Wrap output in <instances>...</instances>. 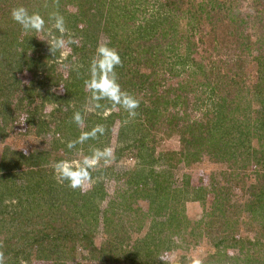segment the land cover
Returning <instances> with one entry per match:
<instances>
[{
  "label": "rangeland",
  "instance_id": "obj_1",
  "mask_svg": "<svg viewBox=\"0 0 264 264\" xmlns=\"http://www.w3.org/2000/svg\"><path fill=\"white\" fill-rule=\"evenodd\" d=\"M94 1L106 5L104 13L120 6L114 9L124 17L116 13L113 26H106L110 32L90 30L88 35L81 32L84 23L68 20L87 0H0V36L4 31L8 37L0 58L12 50L14 34L28 40L27 49L16 47L24 53L22 61L12 59V81L19 80V88L15 83L8 98L0 97V103L5 98L9 104H0L5 131L0 157L7 148L21 155V165L9 168L0 184V219H6L0 239L9 228V234L17 233L3 240L6 254L0 251V260L264 264V200L263 209L255 213L247 207L264 198V148L258 128L264 119L258 86L264 72V0ZM17 6L43 16L48 31H22L11 18ZM50 13L62 15L65 26V46L54 56L45 40L60 33L48 22ZM112 35L120 50L139 55L136 61L127 56V63L115 68L121 90L143 104L134 117L110 101L93 102L85 87L97 45H107ZM69 38L76 43H68ZM158 99L168 103L156 116L148 108ZM77 112L80 125L73 121ZM97 127L103 132L67 147ZM221 146L225 150L219 151ZM105 147L111 150L110 162L90 170V182L75 189L92 198L82 213L79 207L75 210L79 223L85 222L87 237L78 232L82 226L70 230L53 220L55 214L49 215L46 205L40 210L33 205L36 194L31 196V191L41 186L25 189L27 184L38 180L51 186L57 161H79ZM233 147L237 155L229 154ZM28 157L37 165L24 163ZM217 195L225 216L210 215ZM35 227L55 241L47 242L50 238ZM27 233L32 240L24 239Z\"/></svg>",
  "mask_w": 264,
  "mask_h": 264
},
{
  "label": "trees",
  "instance_id": "obj_2",
  "mask_svg": "<svg viewBox=\"0 0 264 264\" xmlns=\"http://www.w3.org/2000/svg\"><path fill=\"white\" fill-rule=\"evenodd\" d=\"M96 2L97 1H94V0H87L86 3L81 2L77 8V11L75 13L70 14L69 18H68V20H70V21L73 20V22L80 21L81 23H84L85 26L82 28L81 32L84 29L85 32L88 33V35H89L90 30L92 31V33H95L97 31L99 32L100 30L110 32L111 30L108 28L113 26V22H115L116 16H117L116 13H118L119 18L124 17L121 12H118L114 9L116 7H120L119 5L115 4V0H113V2H112L115 5L110 6V7L107 6V8L108 7L109 8L107 9V11L105 13H104V9H105L106 5L98 3V2H97L98 5H94V3H96ZM189 16L191 18H197L195 13H190ZM110 20H112V21H110ZM108 23H110V25L107 28L106 26ZM7 29L8 28H6L5 31ZM8 30L10 32L11 29H8ZM3 33H4V31H2V35L0 36V48L2 46H4V42H5L4 40H7V38H8V37H6V34L5 33L3 34ZM14 36H15V38L10 41V42H12V44L10 45L12 47L11 48L12 50L8 51L5 58H2V57L0 58V97L4 95L6 98H8L9 93L12 91L15 83H16L15 88L16 89L19 88L17 86V83H19L20 81L19 80H16L14 82L12 81V79H15L14 71L16 70V68H15L16 65L14 63L15 60H12V59L19 58L16 61L17 62L22 61V59L25 57L24 53L17 52L16 47L22 46L24 49H27L28 40H27L26 36L23 37V39H21V40H19L18 35L14 34ZM114 37L115 36H113V35L110 37L111 39H110L109 43L107 44V46L109 48H112V49H114L115 47L118 48V49H116V51L121 58V63L123 62V65H124L125 63H127V56H130L131 52H130V50H129V52L124 51V50H120V47L114 42V40H115ZM92 38H95V37H92ZM90 39H91V37H90ZM91 40L89 42H91ZM145 43L146 44L148 43V41L146 39H145ZM146 53L149 54L150 59L154 58V57H152L153 53H152L151 49H148L146 51ZM132 57H133V60L136 61V60H138L139 55L132 56ZM123 65L121 64L120 67L122 68ZM260 76L261 77H260V81L258 82V86L262 85V91H261V93H262V92H264V72ZM132 77L134 79V76H132ZM151 90H152V95H153V90H155V89L151 88ZM261 93H260L259 97L264 96ZM156 97L158 98L160 96H156ZM137 101L139 102V104H138L139 106H138L137 110H139L140 107H143V104L141 103L140 100H137ZM4 102L7 106L9 105L7 102V99H5V98H4V101H2L0 104H2ZM159 102H161V101H159V99L157 100V103H154V101H153V105L151 106V108H148L149 113H153L156 116H159L160 114H162L161 113L162 112L161 107H165L164 105H166L168 102H164V101H163L164 103H159ZM108 106H112V104H109ZM3 110L4 109H2L1 112H3ZM140 111H142V110H140ZM113 114H115V113H113ZM263 115H264V105H263L262 116ZM259 125L260 126L258 128L261 130V137H260L261 140H260L259 144L261 146V149H263L264 148V141H262V139L264 138V119L261 120ZM199 126H201V125H199ZM4 137H5V131L0 126V141H2ZM193 144H194V140L192 143L189 142V145H184V147L188 148L189 146H192ZM222 144L228 146V148L230 146H232V143H227V141H224ZM223 148L224 147L221 146L219 148V151L225 150ZM233 148H234V150H232V148H231V152H229V154L237 155L238 150L236 149V147H233ZM20 158H21V155L18 154L17 151L10 150L8 148L4 150V152L2 153V157H0V172H1L0 184L2 183V181L4 179V176L7 174L5 172L9 168L16 169L21 165V163H19ZM31 158L32 157L26 158L24 163L26 162L32 166H36L37 162L32 160ZM262 158H264V155L262 156ZM13 169H11V170H13ZM38 174L40 175L41 173H38ZM36 185L41 186V188L40 189L37 188L35 190L34 189L32 190L33 186H36ZM259 185H261V184L259 183ZM26 188L32 190L31 196L36 194V198L31 200V202H34L35 204H33V205H37L36 207L39 208V210L43 208L42 206L46 205V207H44V208H46V210H48V212H49L48 214L49 215L55 214L54 215L55 217L53 218L54 221H56L60 224H63L62 226H64V227L70 226L71 227L70 230H74L78 226H82V228L80 230L78 229L79 230L78 232L80 234H82V236L84 235L87 237V235L85 234V232L87 231V228H85V225H84L85 222L82 221L79 223L78 217L75 213V210L78 207H79V210H78L79 213H82L83 210H86L87 205H89V199H92L91 195L87 196L86 193L81 194L80 192L75 191V189L73 190L72 188L68 187L66 182L61 183V182H58L57 179H55V181L53 182V184L51 186L47 185V184H44L42 186L41 182L37 180L35 185L27 184L25 186V189ZM79 196H81L80 201H82V202L78 201ZM219 198H220V196L217 195L211 204L212 205V212H210L211 216L219 217V215L225 216V214H226L225 213V205L223 203H221V201H220L221 199H219ZM261 200H264V198H261V196H260L259 198L254 200L255 202L251 201L250 203H248L247 207L250 208L249 211L252 213H255L256 210L263 209L262 206L264 205V201H263V205H262ZM32 207L33 206L29 207L30 212H33ZM2 221H6V219H0V233H2V230H3L2 229L3 227H1V226L4 223ZM29 222H31V220ZM75 226H76V228H75ZM35 229L39 231V234L42 233L44 237L50 238V239H48L47 242H53V240L55 241V237L52 238L53 235H50V233L45 232L44 229L39 228V227H37V228L35 227ZM9 230H10V228L8 230L4 231V233H3L5 235V237H4L5 239H0V251L2 252L3 256L6 254V249H5L6 247L4 248L3 240H5V242H6V240H12L17 236V233L9 234L8 233ZM32 238L33 237H30L28 235V233L25 234V236H24L25 240H32ZM40 238L41 237L39 236V240H40ZM40 242L43 243L44 241H40ZM257 243L258 242H256V244ZM89 245L92 247L93 243L90 241ZM87 247H89V246H87ZM49 248H51V247H48V249ZM93 249L96 250L95 248H93ZM51 250H52V248H51Z\"/></svg>",
  "mask_w": 264,
  "mask_h": 264
},
{
  "label": "clouds",
  "instance_id": "obj_3",
  "mask_svg": "<svg viewBox=\"0 0 264 264\" xmlns=\"http://www.w3.org/2000/svg\"><path fill=\"white\" fill-rule=\"evenodd\" d=\"M11 18L20 25L24 32L40 33L48 31L46 21L43 16L37 12L29 13L23 6L14 7L11 10ZM48 22L51 27L60 33V36H53L50 40H45L50 46L52 55L65 46V26L64 18L58 13H50ZM68 43H76L69 38ZM121 64L119 54L115 49L109 48L106 44H98L95 54L89 65V78L85 81L86 89L91 91L93 102L107 100L113 104L119 105L128 112L130 117L136 115L135 109L139 102L132 96L123 92L117 81L115 68ZM96 106H99L96 104ZM73 121L82 124V116L79 112L74 113ZM96 132H103L101 127H97L92 132H82L77 141L69 142L67 147L72 149L75 143H83L90 137L95 136ZM111 159V150L108 147L93 150L91 155L85 156L82 160H61L54 165L55 178L58 182L67 183L72 189H83L90 182V170L103 165H107ZM0 264H3L0 260Z\"/></svg>",
  "mask_w": 264,
  "mask_h": 264
}]
</instances>
